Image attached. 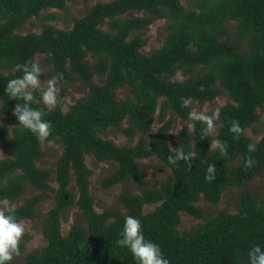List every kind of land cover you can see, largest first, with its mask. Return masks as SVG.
Wrapping results in <instances>:
<instances>
[{
    "label": "trees",
    "instance_id": "obj_1",
    "mask_svg": "<svg viewBox=\"0 0 264 264\" xmlns=\"http://www.w3.org/2000/svg\"><path fill=\"white\" fill-rule=\"evenodd\" d=\"M68 1L0 0V142L11 151L0 158V200L17 202L27 183L54 193V204L42 229L47 245L41 252L28 253L21 264H135L130 253L115 243L125 215L141 219L145 235L161 245L170 264H246L247 248L253 243L264 246V195L244 189L235 213L221 211L184 232L177 226L181 212L206 217L195 204L200 198L218 203L228 187H246L264 170V131L256 143L246 134V129L261 118L258 109L264 112V0H186L187 7L181 0H111L97 2L86 15L74 17L70 28L44 23L39 33L16 31L43 11L65 9ZM134 12L145 15L123 17ZM57 17L51 12L46 20ZM164 17L169 21L163 45L143 53L146 41L138 31ZM242 41L247 44L244 50ZM38 54H45L53 67L52 71H42L41 79L57 76L61 83V103L46 116L52 121L47 141L63 146L56 163V187L50 184L52 171L37 165L45 155L42 142L31 132L13 126L17 123L12 113L15 100H8L3 92L6 81L20 75L14 64L30 63ZM178 71L186 76L184 80L173 79ZM96 75L105 76L104 81L95 82ZM77 77L87 83L89 94L61 114L67 86ZM123 87L130 95L119 99L117 90ZM223 91L232 101L220 107L216 136L202 138L203 124L199 121L194 122V130L183 129L175 135L176 147L196 153L190 168L183 161H168L169 134L175 125L171 119L148 141L134 145H118L102 136L109 128L130 138L137 132L149 133L158 110L161 120L169 111L187 119L191 106L181 107L182 99L209 101ZM233 119L244 129L237 139L228 131ZM213 138L226 141L227 155L209 149ZM250 143L255 151H248ZM88 155L114 164L115 170L104 178V185L127 178L138 184L140 192L120 195L126 212L93 211ZM154 155L172 175L159 186L150 187L139 159ZM239 157L240 163L231 165ZM248 157L254 161L251 167L244 163ZM208 163L216 165L212 181L204 179ZM73 181L75 190L71 188ZM43 199L42 194H35L17 205L18 216H37ZM151 203L158 205L145 213L144 206ZM75 204L87 225L74 224L64 235L62 222ZM19 249L24 250L23 238Z\"/></svg>",
    "mask_w": 264,
    "mask_h": 264
},
{
    "label": "rangeland",
    "instance_id": "obj_2",
    "mask_svg": "<svg viewBox=\"0 0 264 264\" xmlns=\"http://www.w3.org/2000/svg\"><path fill=\"white\" fill-rule=\"evenodd\" d=\"M111 0H70L66 4L65 9L59 8H50L38 17L30 18L25 24L19 27L16 31L22 34L29 32H41L42 26L44 23H51L59 28H70L73 24L72 19L74 17H82L88 13L90 8L97 2H107ZM182 3L187 7L188 3L186 0H181ZM54 12L57 14V18L54 20H46V15L48 13ZM145 15L144 12H134L125 14L123 17ZM168 18H158L152 24L138 31L140 35L145 39L146 43L142 47V52L149 54L154 49L159 48L163 45L168 30L166 25L168 24ZM234 27V22L231 23ZM105 29H108L107 25H104ZM234 31V28H232ZM234 39L238 37L235 34H232ZM241 41V40H240ZM243 50L247 48L246 41H242ZM45 54H38L35 57V60H38L42 71H52L53 67L46 62ZM89 59L94 61V58L90 55ZM51 78V77H50ZM186 76L183 75L181 71H178L173 77L174 80H184ZM49 79V78H48ZM48 79H41L43 84H46ZM105 76L96 75L94 81L97 83L103 82ZM57 87H60V82L56 81ZM67 96L66 102L63 106L64 111L66 112L72 104L77 100L86 98L89 94V87L86 82H84L79 77L72 83L67 86ZM130 95L129 89L127 87L119 88L117 90V96L119 99H125ZM232 99L227 92L223 91L214 100L209 101H192L191 108L196 109L207 108L208 114H211L216 108H220L228 102H231ZM261 112L260 120L255 123L253 126L246 129V134L250 137L254 143L258 142L263 136L264 131V112L258 109ZM171 119L174 122V128L170 131L169 134V144L173 147H176L175 135L183 130L187 129V125L184 124L181 130L179 126L184 123L187 119H184L174 113L169 111L166 117L161 120L159 119V110L156 113V119L152 130L149 133L143 134L137 132L133 137L126 136L123 132L116 128H109L106 132L102 134L103 137L113 140L118 145H134L140 141H148L150 136L157 130V128L166 120ZM128 124L127 120L124 121V125ZM216 129L213 133L214 136L218 133V128L220 125V117L215 121ZM12 130V127H10ZM175 132V133H174ZM43 149L45 150V155L37 161V165L43 168H49L52 171L50 177V184L54 187L57 186L56 181V163L60 154L63 151V146L57 141H47L42 142ZM9 147L0 142V158H4L10 155ZM146 179L150 187L159 186L162 181L167 179L172 175L171 169L157 156H151L147 158H140ZM241 161V157L236 159L231 165H237ZM86 163L89 168L92 170V175L90 177L91 187L90 191L95 200V207H99L102 211L113 210L119 212H126V207L120 199V195L125 193H138L140 188L136 182L131 178H127L124 181L117 183L112 186H106L103 183L105 177L113 173L115 166L112 161H98L94 158L93 155H88L86 157ZM72 189H76L75 182L71 184ZM246 189L251 191L253 194L262 197L264 195V170L262 173L254 177L246 187L242 186H230L222 194L221 199L218 203H212L205 198H200L195 204L202 208L205 213V218L195 217L187 212H181V222L177 226V229L180 232L191 230L197 228L199 225L205 223L209 218L214 217L221 211H227L230 213H235L237 211V204L240 199L241 192ZM35 194H42L44 199L37 206L38 215L33 218L23 219L26 223V232L25 237H23L24 250L19 252V254L14 255L11 264H21L28 253L32 251L41 252L47 245V240L43 234V226L47 212L54 204V193L50 191H44L41 189L35 188L32 184L27 183V189L25 193L19 198L17 202H10L15 206L24 203L27 199L32 197ZM158 204L151 203L146 204L143 208L144 212H149L154 209ZM74 224H81L86 226L87 221L85 216L82 214L80 208L75 204L71 206L67 212L66 217L62 222V232L64 235H67L70 228Z\"/></svg>",
    "mask_w": 264,
    "mask_h": 264
},
{
    "label": "clouds",
    "instance_id": "obj_3",
    "mask_svg": "<svg viewBox=\"0 0 264 264\" xmlns=\"http://www.w3.org/2000/svg\"><path fill=\"white\" fill-rule=\"evenodd\" d=\"M13 67L20 75H14L8 79L3 91L7 94L8 100H15L12 113L17 123L13 126H18L22 131L31 132L37 141L44 142L52 134V121L46 119V116L61 103L60 88L56 84L58 77L52 76L46 84H43L41 82L42 68L38 60H32L30 63L17 62ZM191 103V97L184 98L181 101V107L188 108ZM219 112V107L211 114H208L207 108L198 110L192 107L187 113V120L179 126V130L184 124L187 125V131L194 130V122L199 121L203 124L201 137H207L215 132V121L219 117ZM63 113L62 108L61 114ZM228 131L233 134V139H237L244 129L238 120L233 119ZM209 149L218 151L221 156L227 155L226 141L213 138L209 143ZM247 149L249 152L255 151V145L250 143ZM168 151L170 164L183 161L189 168L196 155L194 150L185 151L180 145L173 147L169 144ZM244 163L246 167H251L254 161L248 157ZM215 176V163H208L204 179L212 181ZM93 211L96 214H102V209L99 207L94 206ZM26 227L25 221L16 212V206L7 198L0 200V264H11L14 255L19 254V245L25 235ZM115 243L130 253L135 264H170L161 245L145 235L142 221L138 216H124ZM246 257V264H264V246L260 243L251 244L246 250Z\"/></svg>",
    "mask_w": 264,
    "mask_h": 264
}]
</instances>
